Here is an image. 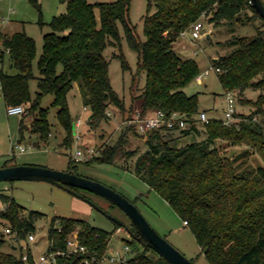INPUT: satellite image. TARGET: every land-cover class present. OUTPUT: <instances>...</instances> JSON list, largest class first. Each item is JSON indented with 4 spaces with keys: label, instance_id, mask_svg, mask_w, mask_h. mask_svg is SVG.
I'll return each instance as SVG.
<instances>
[{
    "label": "trees",
    "instance_id": "trees-1",
    "mask_svg": "<svg viewBox=\"0 0 264 264\" xmlns=\"http://www.w3.org/2000/svg\"><path fill=\"white\" fill-rule=\"evenodd\" d=\"M28 1L38 8L37 0ZM130 2L67 0L65 12L53 16L49 23L51 30L43 35L42 51L37 59L40 75L36 77L35 97L29 88V81L35 78L32 73L34 40L23 31L9 35L0 33L1 100L6 107L27 104L32 117L31 121L21 117L18 140L26 131L36 135V146L48 140V109L41 107L40 101L49 94L65 134L63 144L69 146L73 141L74 120L67 96L74 84L79 88L84 107L89 110L86 121L90 128L109 119L110 106L131 113V107H126L110 86L108 60L103 56L108 40L119 44L118 23L121 24L127 43L138 54L139 69L145 72V83L137 96L141 97V115L161 110L168 118L172 112H178L189 122L188 128L179 131L176 122L172 128L161 125L141 133L145 149L136 155L131 170L187 222L208 264H264L263 30L251 37L233 36L228 40L233 50L212 60L214 67L220 69L217 78L225 92L242 95L248 88L260 91L255 101L244 99L255 109L246 114L236 112V120L230 124L210 118L207 123H201L202 129L197 128V94L188 95L183 88L200 73L198 63L193 57H182L173 49L180 33L201 17H208L210 23L217 25L231 24L242 15L246 19L260 16L249 0H152L143 16L145 39L140 40L129 19ZM151 5L155 9L150 13ZM248 10L252 15H247ZM5 54L9 67L16 70L13 74L3 70ZM120 58L122 67L126 68L125 59L122 55ZM129 130L136 134L137 128L127 127L114 145L104 143L98 154L85 163L112 164L116 158L126 161L134 156L138 149H128L126 132ZM190 134H200V139L180 144L179 140ZM237 145L245 148L233 155L225 153L226 147ZM254 153L262 164L249 160ZM69 162L72 166L75 160ZM7 165L14 164L5 162L1 166ZM74 170L75 166L68 171L78 174ZM0 201L3 204L0 220L10 228L11 239L25 241L27 235L35 231L42 214L23 209L4 193H0ZM118 227L115 223V228ZM130 229L131 238H122L130 246L128 263L169 264L137 239L132 224ZM73 231L78 232L81 244L96 249L99 254L105 251L114 233L81 219L53 217L47 237L53 242V248H63ZM6 242L8 238L2 229L0 264H21L20 254L2 250ZM59 264L76 262L64 258Z\"/></svg>",
    "mask_w": 264,
    "mask_h": 264
},
{
    "label": "rangeland",
    "instance_id": "rangeland-1",
    "mask_svg": "<svg viewBox=\"0 0 264 264\" xmlns=\"http://www.w3.org/2000/svg\"><path fill=\"white\" fill-rule=\"evenodd\" d=\"M38 8L28 0H0V33L9 35L13 32L23 31L35 42V58L32 62V73L35 78L29 81V88L32 97H35L37 90V80L39 69L37 59L42 51L43 35L51 30L50 21L53 16H57L66 9L67 0H37ZM90 3L109 2L114 0H87ZM152 0H131L129 9V19L135 26L136 33L140 40L145 39L143 29V16L147 13L148 2ZM264 4V0H261ZM151 5L150 13L154 11ZM97 26H100L98 9H95ZM247 15H252L250 10ZM202 36L198 39H191L189 34L179 36L173 44L174 51L182 57H193L202 74L203 82L197 83L192 80L183 90L186 94H197L198 109L204 110L210 118L223 119L225 103V91L220 85L217 72L214 70L212 60L218 56L225 55L233 50V45L228 42L233 36L251 37L261 29L264 33V19L252 17L246 19L243 15L239 20L229 23L214 25L208 21V17H201ZM119 44H112L109 40L103 50V56L108 60V78L112 90L124 100L126 107H131V113L121 112L114 106L108 109L109 119L103 121L98 127L92 129L87 123L89 110L84 107L79 88L74 84L69 91L67 100L69 112L72 119L80 117L82 122L79 126L73 127V132L79 135L76 140L75 133L73 141L69 146L63 144L64 131L56 118L55 106H52V95H44L41 98V107L48 109V121L50 124V135L48 140L36 146L35 134L28 131L24 132L21 140H18V125L22 116L27 121L32 117L28 111L27 104H24L25 112L22 116L7 115L6 106L0 100V166L7 164H29L47 167L50 169L68 171L76 167L77 173L83 177L98 181L118 193L122 194L129 201L134 203L147 222L155 231L178 249L186 258L194 264H208L203 253H201L192 232L183 223L168 202L158 193L138 178L131 170L133 161L138 153L145 149L144 137L137 130L126 132L129 139L128 149H135L136 154L126 161L116 158L112 164L93 162L86 164L100 151L101 145L107 143L114 145L129 119L141 106V97H137L145 83V72L139 69L138 54L126 41L122 25L118 23ZM209 35V38H207ZM111 40V39H110ZM120 55L123 56L127 67H122ZM3 70L13 74L15 69L9 67L8 57L4 55ZM60 69V68H59ZM208 70V75L204 71ZM260 91L255 88H248L242 95H234L235 110L237 113H249L255 106L245 101L250 99L255 101ZM74 125V122H73ZM198 129H202L201 123L197 124ZM202 132V131H201ZM199 140L200 134L187 135L179 140L180 144ZM20 144L25 150L19 151L15 145ZM222 146L225 144L221 143ZM93 148L94 155L75 161L71 166L70 159L76 148L86 153V148ZM245 146H229L225 148V153L233 155ZM88 155V154H85ZM74 160V159H73ZM249 160L254 164H262L261 158L257 154L250 155ZM74 173V172H73ZM76 194L71 193L57 185L30 180H14L0 182V193L11 196L14 201L25 210H34L42 214V218L35 225L36 239L28 242L25 248H19L17 242L8 239L2 246V250L19 255L27 251V246L37 254L45 247L47 240V228L53 217H65L81 219L88 222L91 226L113 231L112 240L115 245L121 247L122 238L130 239L131 235L119 226L115 228L116 219L126 227H131L129 218L116 205L107 199L94 194L86 189H73ZM3 204L0 201V210ZM4 227L0 220V230ZM11 243V244H10ZM16 248H12V245Z\"/></svg>",
    "mask_w": 264,
    "mask_h": 264
},
{
    "label": "built area",
    "instance_id": "built-area-1",
    "mask_svg": "<svg viewBox=\"0 0 264 264\" xmlns=\"http://www.w3.org/2000/svg\"><path fill=\"white\" fill-rule=\"evenodd\" d=\"M202 24L199 20L190 24V26L183 30L180 33V36L184 37L189 34L191 39H198L202 36ZM214 70L218 73L220 69L218 67H214ZM209 71L205 70L204 75H208ZM202 74L199 73L195 77V81L201 83ZM234 92H226L225 93V103L226 107L224 109V118L223 123L230 124L236 120L235 117V100H234ZM25 112V107L22 104L11 105L6 107L7 115H19L22 116ZM198 120L201 123H207L208 118L204 112H200L198 114ZM183 118L178 112H172L168 118H165L164 112L161 110H155V115L152 117H145L141 115L140 112H136L129 119H126L127 125H134L137 130L144 134L145 132L154 129L156 127H160L161 125H166L167 128H172L175 123H178V126L182 123ZM82 120L80 117L76 118L74 121V126H79ZM75 133L76 140L79 139V135ZM19 149V151H24L25 149L20 145H15ZM88 154V155H85ZM94 155L93 148L87 147L86 153H84L81 149L76 148L72 157L75 161H79L81 159L89 158ZM186 224V221H183ZM119 230V228H118ZM3 232L6 234L7 238L11 235V230L9 227L4 226ZM127 234H130L126 231ZM131 235V234H130ZM8 238V239H9ZM36 239L35 232H31L27 235V239L25 241H20L16 237L12 238V242H17L20 248H25V245H28V242H34ZM14 247V246H12ZM130 246L122 241L121 247L115 245L112 238L109 240L107 248L101 254L98 253L96 249H91L81 244L78 238V232L73 231L72 234L67 237L65 240V244L63 248H53V242L48 239L46 240L45 247L43 250L38 252L37 254L33 253V251L27 246V251L20 253L21 264H59L60 259L68 258L72 261H75L76 264H130L127 262L129 258ZM29 254H31L32 258L30 260Z\"/></svg>",
    "mask_w": 264,
    "mask_h": 264
},
{
    "label": "water",
    "instance_id": "water-1",
    "mask_svg": "<svg viewBox=\"0 0 264 264\" xmlns=\"http://www.w3.org/2000/svg\"><path fill=\"white\" fill-rule=\"evenodd\" d=\"M255 12L264 19V4L261 0H249ZM209 38V35H207ZM14 180L43 181L57 185L71 193L76 194L74 188L86 189L107 199L112 204L118 206L129 218L130 223L135 228V234L139 241L145 246L154 250L169 264H194L186 258L178 249L169 243L164 237L159 235L155 229L147 222L137 207L122 194L114 189L79 174L50 169L42 166L29 164H14L0 166V182ZM122 226L128 233L133 235L130 227H126L122 222L113 219Z\"/></svg>",
    "mask_w": 264,
    "mask_h": 264
},
{
    "label": "crops",
    "instance_id": "crops-1",
    "mask_svg": "<svg viewBox=\"0 0 264 264\" xmlns=\"http://www.w3.org/2000/svg\"><path fill=\"white\" fill-rule=\"evenodd\" d=\"M197 82V81H196ZM202 82H203V79L201 80V84H202ZM197 83H199V82H197ZM0 100H1V97H0ZM2 101V100H1ZM200 112H204L205 114H206V112L204 111V110H199V113ZM155 115V110H150V111H147V112H145L144 114H143V116H145V117H152V116H154ZM206 117L208 118V119H210V117L209 116H207V114H206ZM21 119V118H20ZM187 119H185V118H183V121H182V123L180 124V126H178V131L179 130H182V129H186V128H188L189 127V122L188 121H186ZM196 125L198 124V123H201L199 120H198V116H196ZM20 122V121H19Z\"/></svg>",
    "mask_w": 264,
    "mask_h": 264
}]
</instances>
